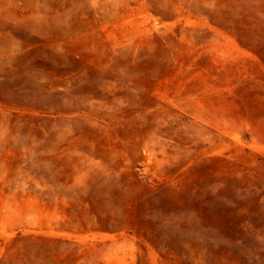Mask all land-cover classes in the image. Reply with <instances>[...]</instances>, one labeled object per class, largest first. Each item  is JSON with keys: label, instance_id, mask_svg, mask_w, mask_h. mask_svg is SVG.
<instances>
[{"label": "rangeland", "instance_id": "1", "mask_svg": "<svg viewBox=\"0 0 264 264\" xmlns=\"http://www.w3.org/2000/svg\"><path fill=\"white\" fill-rule=\"evenodd\" d=\"M0 264H264V0H0Z\"/></svg>", "mask_w": 264, "mask_h": 264}]
</instances>
